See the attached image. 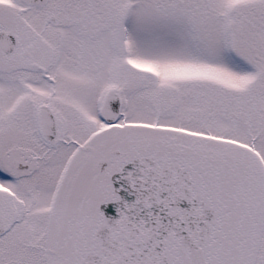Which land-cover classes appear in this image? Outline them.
<instances>
[{
	"label": "snow or ice",
	"instance_id": "snow-or-ice-1",
	"mask_svg": "<svg viewBox=\"0 0 264 264\" xmlns=\"http://www.w3.org/2000/svg\"><path fill=\"white\" fill-rule=\"evenodd\" d=\"M0 264H264V0H0Z\"/></svg>",
	"mask_w": 264,
	"mask_h": 264
}]
</instances>
